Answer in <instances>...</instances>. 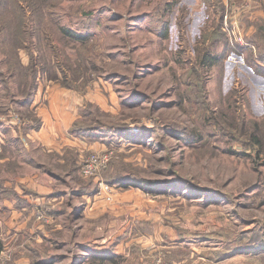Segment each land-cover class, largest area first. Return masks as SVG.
Segmentation results:
<instances>
[{
	"label": "rangeland",
	"instance_id": "rangeland-1",
	"mask_svg": "<svg viewBox=\"0 0 264 264\" xmlns=\"http://www.w3.org/2000/svg\"><path fill=\"white\" fill-rule=\"evenodd\" d=\"M17 1L26 5L34 18L24 9L25 16L34 21L27 26L26 37L20 35L18 27L2 26L10 17L5 6L10 7L12 0H0V72L7 74L1 52L13 55V44L22 43L24 38L27 46L19 52L21 61L27 64L31 56L37 62L36 71L43 78L38 85L50 86L51 78L61 82L64 73L69 74V63L82 64L86 79L75 84L86 86L66 89L91 92L92 97H102L103 105L85 102L79 108L80 117L74 120L95 127L103 125V132L76 137L68 133L71 126L67 129L70 137L84 140L81 151L61 141L59 155L29 139L23 147L20 140H15L13 127H4L11 134L6 135L7 140L13 147H20L18 158L22 163L7 176L37 173L39 182H50L59 198H64L56 208L65 210L54 217V224H45L53 231L58 225L60 230L40 244L27 240L33 248L32 264H78L73 258L75 247L86 241L101 242V237H111L122 223H132L128 215L132 210L125 206H134L133 202L120 205L125 213L116 218L115 225L110 207L98 209L109 210L98 219L94 203L112 205L117 199L115 191L138 193L136 188L153 201V205L146 202V213L157 218L152 226L164 223V229H170V241L163 238L165 247L141 248L140 242L153 230L151 221H147L140 224L145 235L140 242L136 241L140 236H128L134 242L130 248L126 246V251L135 257L115 256V264H148L166 257L170 264H264V235L258 243L257 238L252 240L259 230L264 234V148L258 155L244 133L222 134L208 124L215 116L231 119L240 107L246 120L264 118V61L259 59V49L250 43L247 31L248 22L264 19V0ZM58 26L78 34L80 39L62 37ZM216 26L219 30L211 39L202 40L203 29ZM39 57L53 68L51 76L41 73ZM195 62L200 67L196 68ZM200 83L203 106L190 97ZM4 84H0L1 103L11 104L16 114L27 110L36 115L27 103H15L23 98L15 84L9 83L8 89ZM135 92L142 96L132 97ZM41 103L45 104L43 96ZM49 117L55 118L52 113ZM24 120L22 132L34 129L32 122ZM55 124L43 121L40 128L52 132ZM245 127L252 130L250 124ZM194 134L202 136L199 142L193 139ZM262 139L264 144V133ZM89 142L102 143L106 148L91 149ZM92 161H98L100 171L86 176L81 168ZM113 162L123 163L125 168L111 170ZM108 171L122 177L131 175L141 184L119 185L106 197L98 195ZM88 180L97 185V190L93 195H82L92 197L83 204L75 191ZM4 218L2 215L0 222ZM39 218L50 222L44 214ZM79 226L80 238L75 235ZM90 260L99 264V258Z\"/></svg>",
	"mask_w": 264,
	"mask_h": 264
},
{
	"label": "crops",
	"instance_id": "crops-1",
	"mask_svg": "<svg viewBox=\"0 0 264 264\" xmlns=\"http://www.w3.org/2000/svg\"><path fill=\"white\" fill-rule=\"evenodd\" d=\"M92 94L91 92H86L85 94L73 92L55 83L50 84V86L46 85V83L38 85L30 107L34 109L41 123L43 121L56 123L55 127L52 126V132H47V130L44 131L40 127L39 129H29V131L25 133L22 132L20 128L22 124L25 125V123L22 122L25 120L21 119L13 110H8V116L2 117L0 125V187L6 190L12 189L18 194V197L9 198V193H2L0 195V218L2 215L5 216L4 220L0 222V264H32L31 257L33 248H30V244H28L27 240H34L35 244H40L43 238L46 239L49 234L52 236L54 235L53 232L56 233V231L58 232L60 230L58 225L54 226L55 231L45 225L46 223L50 225L54 224L56 216L60 214L52 217H48V215L44 214L46 218L50 219V222L44 221L45 218L44 220H39L37 218V212L40 208L38 205L43 202L56 207L61 204L64 199L63 197L59 198L58 194L54 193L55 191L57 192V188L55 189V186H50V182H39L37 173H32L31 175L23 174L24 176L18 175L13 178L7 176V173H10L9 171L17 167L21 168L22 163L18 158L20 147L17 148L11 145L10 141L7 140V136L11 134L6 132L4 127H13V132L17 135L15 140H20L19 142H21V144H24L25 140L29 139L31 142L34 141V143L44 148L50 147L59 155V141H61L62 144H71L72 146L78 147L79 151H81L85 145L84 140L82 138L70 137L67 134V129L76 118L80 117L79 108H81L85 102H93L102 105V97H92ZM42 96L44 97L46 105L42 103L39 105L42 101ZM101 107H103V105ZM51 113L55 117L53 120L49 117ZM13 114L17 115L18 118H15ZM24 146L25 144L23 147ZM89 146L91 149L95 150H103L106 148L104 144L96 142H89ZM135 187L128 188L133 189ZM136 190H138V193L130 191L125 192L129 194H119L120 192H118V190L115 191L114 193L116 195H114V198L117 197V199L112 205L109 204V206L106 205L105 201H96V203H94V205L96 204V206H94V211L98 219L109 213V210L107 212H102L98 209L110 207L113 217L112 224L115 225L116 218L122 217L125 213L124 207L120 205H126L129 201L133 202L134 206H125L126 209L132 210L128 213L129 217L132 218V223H122L111 237H101V242H95L93 240V242L86 241L84 244H80L78 248L75 247L73 258L77 259V262H79L78 264H95V260H90L95 258H99V264H115V256L133 259L135 255L128 256L129 252L126 251V246L130 248V244L134 242V238L130 237L128 239V236L138 235L140 237L136 241L140 242L142 236H145L141 232L142 228L140 224H144L147 221H151L150 227L153 230L151 235L146 233L147 237L143 242H140L141 248L145 249L150 245H162L165 247L167 242L164 241L163 238H168L170 241V229H164V223L158 227L152 226L157 218L152 213H146V202L153 205V201L150 200V198L147 199L138 188H136ZM78 198L80 202L86 204L92 197L79 196ZM74 207L77 208L75 205ZM44 226H46L45 229L48 230V232H45ZM75 229L79 230L78 234L75 232V235H81L82 227L79 226ZM3 236H5V238ZM17 240H19L18 243L16 242ZM15 254L18 256L16 257ZM55 256L57 258V255L54 254V257ZM163 256H165V252H163ZM150 262L151 264H170L166 262L165 259H162V262L160 259H157V261L153 259L149 261L148 264Z\"/></svg>",
	"mask_w": 264,
	"mask_h": 264
},
{
	"label": "trees",
	"instance_id": "trees-1",
	"mask_svg": "<svg viewBox=\"0 0 264 264\" xmlns=\"http://www.w3.org/2000/svg\"><path fill=\"white\" fill-rule=\"evenodd\" d=\"M29 1H34V2H46L47 0H29ZM30 4V3H28ZM5 9H9V20L8 22H2V26L4 27H8L11 28L12 26L14 27H18L17 30H20V35L23 37H26V34H28V30H27V26H29L31 24V21H34L31 18H27L25 16L24 13V9L25 12L29 13L27 7L25 4L18 2L17 0H12V2H10V7L5 6ZM32 18H34L33 16H31ZM220 20V19H219ZM3 21V20H1ZM58 33L65 38H73V39H80V36L78 34L73 33L72 31L62 27V26H58ZM247 31L250 33L251 36V40L250 43H252L256 48L259 49V53H258V57L260 60L264 61V19L261 17L259 19H257L254 23H247ZM217 30H219L218 26H216V29H211V27L207 28L205 27L201 33V38L204 41H207L209 39H211V36L213 35L214 32H216ZM7 33H8V29H7ZM21 42L23 43H14L13 47L15 48L13 55H10L9 52H4L2 51L1 53L4 55V63L7 66V74L0 72V84L1 83H5L4 86L8 89L11 88L9 83H12L15 87H17L21 92H23L24 94H22L20 92L21 95H23V98L21 100V98L19 100H16L15 103L16 104H28L31 105L32 101H33V97L35 95V91L38 87V84L42 78V75L38 74L36 71L37 66H35V64L37 63L35 60H33V58L30 56L29 58V63L25 64L21 61V57H20V50L21 49H26L27 46V42L26 39L22 38ZM19 48V49H18ZM241 48V47H240ZM55 51H57V49H55ZM54 51V52H55ZM53 52V53H54ZM39 63L41 66V69H43L44 72L41 71V73H43L44 75L46 74H50L51 76V70L53 68L50 67L49 62L46 59H43L42 57H39ZM69 63V62H68ZM194 66L196 68H198L199 64L197 62L194 63ZM200 67V66H199ZM68 73H64V79L59 82L58 79H53L51 78L53 81V83H58L60 86L64 87V88H68L71 90H75L78 87L80 88H84L86 85H82V86H77L78 81L82 82L83 80L86 79V67H84L82 64H76L75 66L71 65L70 63L68 64ZM37 75L40 76V78H37ZM43 79V78H42ZM51 81V80H49ZM79 82V83H80ZM86 83V81H85ZM75 84V85H74ZM16 88V89H17ZM22 88V89H21ZM18 91V90H17ZM3 93L0 92V95H2ZM190 97H192L193 99H196L198 102L199 106H203L204 103V97H203V89L201 86V83L199 84L198 87H195L192 89ZM139 97L142 96L140 93H134L132 97ZM239 97L241 99L244 98V94L239 95ZM241 99H239V101H242ZM238 101V102H239ZM14 102V101H13ZM8 110H12V105H6L5 103H1L0 102V117H7L8 116ZM18 113V112H17ZM20 116L21 119H27L30 122H32L31 125H33L34 129H39L40 125H41V120L40 118H38L35 114H31L28 113L27 110L26 112L23 114L20 112V114H18ZM231 119H228L225 115H220V116H215L212 118V120L208 123L209 125H215V127L218 129V131H221L222 134L226 133L228 135H234L236 136V133H244L245 136L247 137L246 139L249 140L251 142V144L255 147L256 153L259 155V153L263 150L264 148V144H263V133L264 131L261 130V126L264 124V118H262V120L257 121V120H246L244 117V113L242 111V107H240V109H238L237 114H232L230 115ZM84 120H80V121H74L73 124L71 125V127L68 129V133L71 136H92V135H96L98 134V132H103L101 127L103 125H97L92 126L91 123L87 122L88 124H82ZM1 119H0V125H1ZM85 123V122H84ZM247 124L251 125L252 130L247 129L245 126ZM27 126H31L29 125V123L26 124ZM111 125H109L110 127ZM120 126V125H119ZM121 128H124V126H120ZM245 129H247L248 131H246ZM202 138L201 135L199 134H194V140L199 142V140ZM69 160V159H68ZM74 163V161H73ZM118 167H122L121 169H124V164L123 163H116L113 162L110 165L111 170H118ZM109 168V171H111ZM106 173V180L105 182L108 183L111 186H119L122 185L123 187H127L129 185H140L141 182L139 181V179L132 177L131 175H129V177H122L119 176L118 173L116 174H111L110 172ZM150 185V187L152 186V184H148ZM97 190V185L92 182L91 180H88L87 183L82 184V186L75 191L76 195L82 196L85 194H90L93 195ZM29 191V190H27ZM54 192V191H53ZM2 193H9V198H16L18 197V194L16 192H14L12 189L11 190H6L5 188L0 187V195ZM59 194L58 192H54ZM39 211L42 212L43 214L48 215L49 217L52 216H56L59 215L62 211L65 210V207L63 208V210H59V208H56L55 206L46 204V203H40L38 205ZM75 209V208H74ZM74 211V210H73ZM263 231L259 230L258 232V236H254L252 237V240L254 241V238H257L258 242H260L263 238ZM239 237H243L239 236ZM236 241V238H235ZM255 243V244H256ZM253 244V245H255ZM166 262L170 263L169 258L165 259ZM73 264H76L75 262H72Z\"/></svg>",
	"mask_w": 264,
	"mask_h": 264
},
{
	"label": "built area",
	"instance_id": "built-area-1",
	"mask_svg": "<svg viewBox=\"0 0 264 264\" xmlns=\"http://www.w3.org/2000/svg\"><path fill=\"white\" fill-rule=\"evenodd\" d=\"M82 172L84 174H86V176L88 175H94L96 174L97 172L100 171V165H98V161H92V162H89V163H85L82 168H81ZM113 188H119V186H111V185H108L106 183H101L99 185V191L97 192L98 195H104L105 197L109 194H112L113 192ZM109 199V197H107V200ZM41 215L43 216V213L38 211L37 212V218H39V216L41 217Z\"/></svg>",
	"mask_w": 264,
	"mask_h": 264
}]
</instances>
